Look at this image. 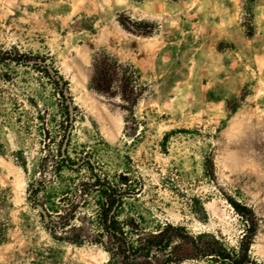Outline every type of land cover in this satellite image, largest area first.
I'll return each mask as SVG.
<instances>
[{"label": "rangeland", "instance_id": "374dc122", "mask_svg": "<svg viewBox=\"0 0 264 264\" xmlns=\"http://www.w3.org/2000/svg\"><path fill=\"white\" fill-rule=\"evenodd\" d=\"M175 4L158 17L119 10L116 0H0V52L45 57L68 82L78 108L69 156L90 158L108 178L124 172L137 180L139 195L124 208L147 229L180 225L236 249L242 204L257 220L250 255L264 264V0ZM120 12L156 26L152 37L163 41L153 54L149 38L119 25ZM100 52L145 70L142 79L134 68L145 88L134 106L90 88ZM33 60L40 61L0 63V264H111L98 246L54 241L27 201L46 156V130L57 141L62 123ZM48 165L45 197L86 174L63 170L53 178ZM93 209L89 200L85 212Z\"/></svg>", "mask_w": 264, "mask_h": 264}, {"label": "trees", "instance_id": "16d2710c", "mask_svg": "<svg viewBox=\"0 0 264 264\" xmlns=\"http://www.w3.org/2000/svg\"><path fill=\"white\" fill-rule=\"evenodd\" d=\"M143 1V0H140ZM175 3L179 0H166ZM119 25L140 38H150L157 31L151 22L134 21L122 12ZM47 78L58 100L62 123L57 141L48 138L46 156L39 164V177L27 187V201L50 237L59 243L89 244L100 247L111 264H181L185 261H209L212 264H263L250 255L257 233V220L251 209L238 204L235 211L243 224V235L236 249L214 238L193 235L186 227L164 223L147 229L142 220L125 211L126 201L139 195V183L127 173L112 178L103 175L90 158L73 160L68 154L70 135L78 112L68 82L45 57L22 53L16 48L0 52V63L28 66ZM40 62V64L38 63ZM90 88L98 94L119 95L126 105L134 106L143 96L144 87H137L136 72L110 53H97L92 63ZM50 161L51 175L60 177L63 170L86 174L69 179V185L53 196H41L49 182L45 178ZM93 201L94 209L85 212Z\"/></svg>", "mask_w": 264, "mask_h": 264}, {"label": "crops", "instance_id": "0c3cea01", "mask_svg": "<svg viewBox=\"0 0 264 264\" xmlns=\"http://www.w3.org/2000/svg\"><path fill=\"white\" fill-rule=\"evenodd\" d=\"M117 4H123L124 6H120L119 10H125L126 8H134L135 10H138L142 13V15H148V16H166L167 14H170V10L173 8H177V4L167 2L166 0H143V1H136V0H116ZM142 16L139 15V18ZM138 18V19H139ZM137 19V18H136ZM162 38H165L167 35H169L168 32L162 29L161 31ZM163 41L161 38L152 37L149 38L147 41V44L152 46V54L156 51V49L159 47V44ZM166 41V39H165ZM141 44V43H138ZM139 45H136L133 50H138ZM145 54H148L145 52ZM126 62L132 63V60L130 58L125 59ZM134 68H136L138 74L140 75V78L147 79V75L144 69H142L140 64H137Z\"/></svg>", "mask_w": 264, "mask_h": 264}]
</instances>
